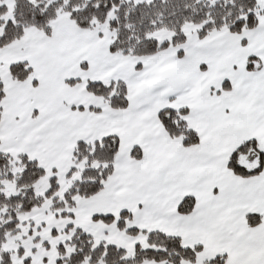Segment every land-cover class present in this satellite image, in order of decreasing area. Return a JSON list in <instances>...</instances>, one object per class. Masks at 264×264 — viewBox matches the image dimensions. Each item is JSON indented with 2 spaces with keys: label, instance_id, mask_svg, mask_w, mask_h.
I'll use <instances>...</instances> for the list:
<instances>
[{
  "label": "snow or ice",
  "instance_id": "6c2138e0",
  "mask_svg": "<svg viewBox=\"0 0 264 264\" xmlns=\"http://www.w3.org/2000/svg\"><path fill=\"white\" fill-rule=\"evenodd\" d=\"M0 264H264V0H0Z\"/></svg>",
  "mask_w": 264,
  "mask_h": 264
}]
</instances>
